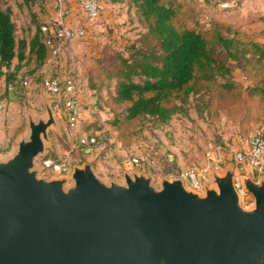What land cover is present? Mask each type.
I'll return each instance as SVG.
<instances>
[{"label": "rangeland", "instance_id": "374dc122", "mask_svg": "<svg viewBox=\"0 0 264 264\" xmlns=\"http://www.w3.org/2000/svg\"><path fill=\"white\" fill-rule=\"evenodd\" d=\"M82 1L72 0L80 18L74 25H67L70 18L66 14L71 7L66 0H62V6H58L57 0H37L29 9L19 0H0L4 9L11 8L17 40L29 43L54 18L84 31L80 39L45 45L46 59L40 68L26 48L25 61L14 60L8 70L2 69L10 74L15 66L21 67L8 87L5 75L0 76V159L12 153L13 141L25 136L28 114L33 118L45 117L43 100L49 95L43 85L47 79H72L81 109L74 130L68 127L61 108L53 111L56 126L49 130V143L36 160L39 176L47 180L65 176L43 168L42 162L50 159L70 171L73 166L89 163L96 176L107 184L123 183L124 173L149 174L152 185L159 188L161 179H171L192 166H206L205 154L210 145L231 153L242 149L255 130L264 132V62H252L243 68L232 65V79L237 86L230 92L217 84H206L208 88L184 103L172 98L166 106L181 105L184 112L175 114L165 125L149 118L127 119L128 104L114 102L115 79L107 75L115 71L118 55L129 56V46L147 45L140 41L148 31L146 22L128 0H96L100 12L90 20ZM161 3L176 12L173 23L177 28L194 29L209 38L217 26L223 35L264 46V0H240L226 10L207 0ZM43 40L41 36L44 45ZM254 87L258 91L250 90ZM81 136L96 138L97 145L88 155L78 149ZM130 160L140 161L141 166H130ZM250 173L256 179L262 170ZM245 194L249 197L241 201L244 207L252 202V197Z\"/></svg>", "mask_w": 264, "mask_h": 264}, {"label": "water", "instance_id": "95a60500", "mask_svg": "<svg viewBox=\"0 0 264 264\" xmlns=\"http://www.w3.org/2000/svg\"><path fill=\"white\" fill-rule=\"evenodd\" d=\"M45 96L44 118L27 115L26 134L0 159V264H264V174L212 170L203 192L180 178L124 173L104 183L91 164L68 175L39 176L36 160L56 126Z\"/></svg>", "mask_w": 264, "mask_h": 264}, {"label": "trees", "instance_id": "16d2710c", "mask_svg": "<svg viewBox=\"0 0 264 264\" xmlns=\"http://www.w3.org/2000/svg\"><path fill=\"white\" fill-rule=\"evenodd\" d=\"M19 1L28 9L37 3V0ZM128 2L146 22L148 31L140 41L147 45L129 46V56L118 55L115 71L107 75L115 79L114 102L128 104L127 119L149 118L158 125H165L175 114L184 112L181 105L166 106L172 98L177 97L184 103L208 88L206 84H217L223 91L230 92L237 86L232 79V65L241 68L252 62L263 65L262 45L243 43L236 37L223 35L217 26L209 38L194 29L177 28L173 23L176 12L161 0ZM11 14L10 7L4 9L0 5V76L5 75L7 87L21 67L15 66L10 74L2 69L8 70L14 60L25 61L26 48L28 54L35 56L37 68L43 66L46 59L40 29L29 43L17 40ZM250 90L258 91L257 87Z\"/></svg>", "mask_w": 264, "mask_h": 264}, {"label": "built area", "instance_id": "2783aa9c", "mask_svg": "<svg viewBox=\"0 0 264 264\" xmlns=\"http://www.w3.org/2000/svg\"><path fill=\"white\" fill-rule=\"evenodd\" d=\"M216 3L221 9H229L236 5L240 0H207ZM58 6H62V0H57ZM81 6L90 20L97 18L100 12V5L96 0H83ZM44 38V45L51 46V42H70L80 39L84 35L81 28H71L62 23L59 18L52 19L48 24L40 28ZM45 46V47H46ZM44 91L49 96H60V102L54 104V109L61 108L62 115L65 118L70 129L74 130L78 127L81 118V109L77 99V90L72 79L67 78L63 81L57 79H47L43 85ZM97 145L94 136H81L77 142L78 149L83 155L90 154ZM222 148L210 145L206 151L207 165L204 167L192 166L185 172H181L176 178L183 180L184 185L196 192H203L205 185H209L211 180V171L221 172L225 156ZM232 161L235 168V188L240 194L241 201L244 197H249L243 192L240 185L239 176L246 174L248 170L264 169V132L263 130H255L248 140L246 149L233 151ZM42 166L46 170H50L57 175H68L71 171L62 163H56L50 159H45ZM130 166L140 167L141 162L138 160H130ZM248 201V200H246Z\"/></svg>", "mask_w": 264, "mask_h": 264}, {"label": "crops", "instance_id": "0c3cea01", "mask_svg": "<svg viewBox=\"0 0 264 264\" xmlns=\"http://www.w3.org/2000/svg\"><path fill=\"white\" fill-rule=\"evenodd\" d=\"M66 2H68L69 3V6L71 7V8H69V10H68V12H67V14L66 15H68L69 16V20L67 21L66 20V24L68 25V24H72V25H74V23H77L78 22V19L80 18V16H76V13H77V10H76V7H74L75 6V4L72 2V0H66ZM78 14V13H77ZM12 137V136H11ZM19 139V138H18ZM18 139L17 140H15V141H13V148H12V152H13V150H14V148H15V144H16V142L18 141ZM247 146H248V143L246 144ZM243 146V148L242 149H246L247 148V146ZM233 150H231V153L230 152H228V151H224V156H225V160H224V164H223V167H222V170H221V172H219L220 174H222L223 173V171L228 167V166H230V165H232L233 166V178H234V180H235V168H234V164H233V161H232V156H233V152H232ZM235 151V150H234ZM93 167V166H92ZM263 174H264V169L262 170V175L261 176H258V178H260V177H262L263 176ZM244 175H246V176H249V177H251L253 180H257L258 178H254L253 177V175H252V173H250V170H248L247 172H246V174H244ZM239 179V178H238ZM209 185H210V183H209ZM208 185V186H209Z\"/></svg>", "mask_w": 264, "mask_h": 264}]
</instances>
